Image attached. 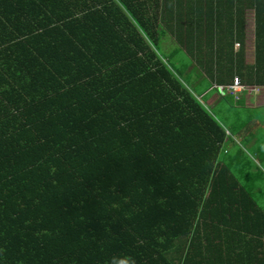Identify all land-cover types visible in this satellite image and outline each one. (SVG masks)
<instances>
[{
    "label": "trees",
    "instance_id": "1",
    "mask_svg": "<svg viewBox=\"0 0 264 264\" xmlns=\"http://www.w3.org/2000/svg\"><path fill=\"white\" fill-rule=\"evenodd\" d=\"M234 78L264 87V0H0V264H264L259 174L221 156L254 118L196 93Z\"/></svg>",
    "mask_w": 264,
    "mask_h": 264
},
{
    "label": "rangeland",
    "instance_id": "2",
    "mask_svg": "<svg viewBox=\"0 0 264 264\" xmlns=\"http://www.w3.org/2000/svg\"><path fill=\"white\" fill-rule=\"evenodd\" d=\"M253 12L249 11L247 13V30H249V33L252 35V24H253ZM249 28V29H248ZM161 54L166 53V47L163 45V42L161 44ZM165 47V48H164ZM171 50V49H170ZM163 55V56H164ZM180 57V55L178 56ZM183 61L187 60L186 56L182 58ZM189 60V59H188ZM187 60V61H188ZM203 67V66H202ZM199 71H202L201 67H197ZM196 71V70H195ZM215 87V86H214ZM219 90V88H217ZM220 92V90H219ZM219 92H211L212 95L219 94ZM197 97L199 100H201L202 104L208 109V111L213 114L215 117H217L219 120L223 122L225 127L230 128L232 124L235 123V119L238 118V120H246L248 118H254V123L260 124V128H255L251 130H246L248 133L252 134V139L249 143H247L244 139V134H237L232 136V142H228L224 145L223 148L227 150V154L223 153L224 149L222 151V160L224 161L229 156H235L238 152V150H242L244 156H246L248 162L251 164V171L256 173L258 172L259 176L257 179L251 182V185H253L254 190L259 189L255 194L256 199H258V203L264 207V163L261 161H264V153L260 152V148H264V106H261L260 108H249L250 111H245L244 108L237 109L234 106L233 98L228 94V92H224L221 97L225 98L221 99L220 101L214 103L211 100L208 101V98H203L202 91L200 89H197L196 91ZM225 94V95H224ZM210 96V97H211ZM219 96V95H218ZM243 96H246V93L243 94ZM264 99V92L261 94L260 100ZM251 114L252 116H248V114ZM238 122V121H237ZM250 166V165H249ZM241 166L240 164L234 163V170L238 171ZM242 177V176H241Z\"/></svg>",
    "mask_w": 264,
    "mask_h": 264
},
{
    "label": "crops",
    "instance_id": "3",
    "mask_svg": "<svg viewBox=\"0 0 264 264\" xmlns=\"http://www.w3.org/2000/svg\"><path fill=\"white\" fill-rule=\"evenodd\" d=\"M249 11H252V10H247L246 14H245L244 43L242 45V48H243L242 60H243V64L246 67L252 65L253 62H254V22H253L252 27H251L252 30H253L252 35H251V33H249V30H247V13ZM253 21H254V17H253ZM167 39H168V40H166L167 44H171L172 41H173L172 38L168 37ZM238 48H240V46H239V44H236L235 45V49H238ZM216 66L217 65L216 64L214 65L212 63V61H209V62L206 63V66H205L206 69H202L201 72L203 73L205 71H210V67L215 68ZM261 88H262V91H261V93L258 96H254V95L247 96L246 95L244 97L245 104H246L247 107H250V108H257L258 107V108H260L261 106H264V99L260 100L261 94L264 92V87H261ZM209 100H211L214 103L218 102L219 101L218 94L212 95L211 97L208 98V101ZM254 125L257 126V128H258L260 124L254 123Z\"/></svg>",
    "mask_w": 264,
    "mask_h": 264
},
{
    "label": "built area",
    "instance_id": "4",
    "mask_svg": "<svg viewBox=\"0 0 264 264\" xmlns=\"http://www.w3.org/2000/svg\"><path fill=\"white\" fill-rule=\"evenodd\" d=\"M220 90V93H224L225 91L228 92V94H231L234 96L235 100H239L241 95L246 93L247 95H255L260 92V89L257 87H249L246 85H243L239 78H234L233 82L224 87H218Z\"/></svg>",
    "mask_w": 264,
    "mask_h": 264
},
{
    "label": "clouds",
    "instance_id": "5",
    "mask_svg": "<svg viewBox=\"0 0 264 264\" xmlns=\"http://www.w3.org/2000/svg\"><path fill=\"white\" fill-rule=\"evenodd\" d=\"M249 87H257V86H249ZM257 88L260 89V92L258 94H255L254 96H258L261 93V91H262V88L261 87H257ZM247 96H251V95H247Z\"/></svg>",
    "mask_w": 264,
    "mask_h": 264
}]
</instances>
